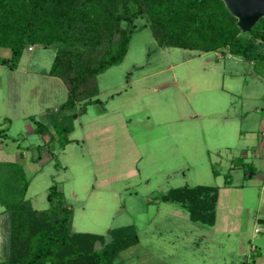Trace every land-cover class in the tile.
<instances>
[{"label": "rangeland", "instance_id": "1", "mask_svg": "<svg viewBox=\"0 0 264 264\" xmlns=\"http://www.w3.org/2000/svg\"><path fill=\"white\" fill-rule=\"evenodd\" d=\"M142 23L133 20L121 61L81 84L88 98L75 104L73 141L63 147L53 130L34 132L35 121L51 125L67 94L61 78L63 88L42 76L55 48L33 44L15 69L0 65V161L21 164L34 209L47 207L54 181L73 231L106 240L109 229L132 224L137 243L113 264H238L254 246L260 258L245 264H264V59L253 66L225 51L160 48ZM254 45L264 56V42ZM86 54L93 61L97 52ZM195 184L218 186L212 226L153 198ZM6 225L0 206V260Z\"/></svg>", "mask_w": 264, "mask_h": 264}, {"label": "trees", "instance_id": "2", "mask_svg": "<svg viewBox=\"0 0 264 264\" xmlns=\"http://www.w3.org/2000/svg\"><path fill=\"white\" fill-rule=\"evenodd\" d=\"M136 18L143 21L141 27H148L160 48L225 51L253 66L263 65L264 56L255 53L254 42H264V17L242 33L221 0H0V47L9 51L0 57V65L15 69L24 48L53 46L46 74L61 78L66 86L65 100L49 113L51 125L35 121L34 132L53 130L60 147L72 141L67 135L76 117L73 109L88 98L80 92L81 84L121 61ZM88 47L97 52L93 61L86 54ZM40 147L35 146L37 158ZM252 174L249 165L247 178ZM223 183L229 184L227 179ZM27 186L20 163L0 161V206L7 223V254L0 264H113L120 251L137 243L132 224L109 229L106 240L101 234L73 231L72 209L65 206L54 181L47 186L48 205L41 210L24 197ZM216 191L213 185H182L153 198L179 203L190 221L212 225Z\"/></svg>", "mask_w": 264, "mask_h": 264}, {"label": "water", "instance_id": "3", "mask_svg": "<svg viewBox=\"0 0 264 264\" xmlns=\"http://www.w3.org/2000/svg\"><path fill=\"white\" fill-rule=\"evenodd\" d=\"M228 12L236 19L235 25L244 33L247 32L260 17H264V0H221ZM83 103L78 110H85Z\"/></svg>", "mask_w": 264, "mask_h": 264}, {"label": "crops", "instance_id": "4", "mask_svg": "<svg viewBox=\"0 0 264 264\" xmlns=\"http://www.w3.org/2000/svg\"><path fill=\"white\" fill-rule=\"evenodd\" d=\"M28 49H30V47H28ZM20 59V58H19ZM44 75H48V74H46L45 72H43L42 73V76H44ZM51 79H53V80H56V79H58V80H56L59 84H60V88H63V83L59 80V78H57V77H55V76H51V75H48ZM66 88V87H65ZM66 96V95H65ZM73 141V140H72ZM244 153V152H243ZM229 182V181H228ZM223 185L222 186H224V187H226V186H229L230 185V183L229 184H227V185H224V183H222ZM236 186H239V187H243V184L242 183H240V184H238V185H236ZM217 188H218V186H217ZM157 195V194H156ZM155 196V195H154ZM156 200V199H155ZM168 203H174V202H168ZM180 207H182V208H184L182 205H180L179 203H177ZM185 209V208H184ZM186 211V210H185ZM187 213V212H186ZM187 216V215H186ZM188 219V218H187ZM259 220V219H258ZM188 221H190L189 219H188ZM215 222V221H214ZM214 222H213V224H214ZM193 223H196V222H193ZM200 224V223H199ZM212 224V225H213ZM212 225H210V226H212ZM258 252H259V249H257V247L256 246H254L253 247V249H251V251H250V253L248 254V255H246V258H245V262H248V260H253V259H258V258H260V257H258L257 255H258ZM250 254H253L254 256H253V258H249V255ZM247 256H248V258H247ZM240 262V261H239ZM239 262H238V264H239Z\"/></svg>", "mask_w": 264, "mask_h": 264}]
</instances>
